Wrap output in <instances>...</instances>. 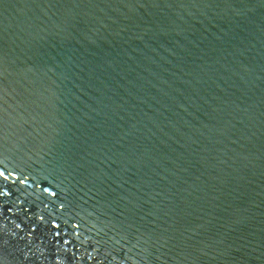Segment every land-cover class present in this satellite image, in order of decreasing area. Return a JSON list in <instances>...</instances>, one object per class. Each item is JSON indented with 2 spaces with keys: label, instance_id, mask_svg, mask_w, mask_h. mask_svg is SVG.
<instances>
[{
  "label": "water",
  "instance_id": "obj_1",
  "mask_svg": "<svg viewBox=\"0 0 264 264\" xmlns=\"http://www.w3.org/2000/svg\"><path fill=\"white\" fill-rule=\"evenodd\" d=\"M62 260L264 264V0H0V264Z\"/></svg>",
  "mask_w": 264,
  "mask_h": 264
},
{
  "label": "clouds",
  "instance_id": "obj_2",
  "mask_svg": "<svg viewBox=\"0 0 264 264\" xmlns=\"http://www.w3.org/2000/svg\"><path fill=\"white\" fill-rule=\"evenodd\" d=\"M88 215H92V213H88ZM61 264H64V261L63 260L61 261Z\"/></svg>",
  "mask_w": 264,
  "mask_h": 264
}]
</instances>
